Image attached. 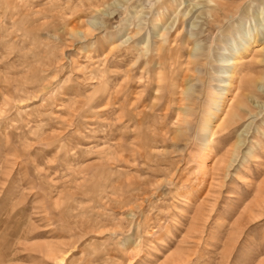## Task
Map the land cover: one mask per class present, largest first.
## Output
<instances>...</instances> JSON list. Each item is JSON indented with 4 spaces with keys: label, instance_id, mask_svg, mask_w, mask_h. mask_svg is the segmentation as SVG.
I'll list each match as a JSON object with an SVG mask.
<instances>
[{
    "label": "rangeland",
    "instance_id": "obj_1",
    "mask_svg": "<svg viewBox=\"0 0 264 264\" xmlns=\"http://www.w3.org/2000/svg\"><path fill=\"white\" fill-rule=\"evenodd\" d=\"M0 264H264V0H0Z\"/></svg>",
    "mask_w": 264,
    "mask_h": 264
},
{
    "label": "bare ground",
    "instance_id": "obj_2",
    "mask_svg": "<svg viewBox=\"0 0 264 264\" xmlns=\"http://www.w3.org/2000/svg\"><path fill=\"white\" fill-rule=\"evenodd\" d=\"M215 5H217V4H219V2L218 1H215V2H213ZM222 3V2H221ZM220 3V4H221ZM142 29V27L141 26H138L137 27V31H136V33H139V31ZM79 32H83L82 30H80ZM154 33V37H156V38H158V42L157 41H155L153 44H151V46L147 49V51H145V54H146V62H151L154 58H157V60H159V62H162V60H164L165 59V57L164 56H166V55H164L165 53H166V51L167 50H169L170 52H172V53H174V51H175V49L171 46V42H170V40L165 36L164 37V33H161L159 30H156V31H154L153 32ZM152 42V41H151ZM232 47V46H231ZM261 47L262 46H260L259 48L261 49ZM259 48H258V51H259ZM132 48L131 47H129V48H124V50L125 51H129V50H131ZM137 48H135V50H136ZM133 50V49H132ZM138 50V49H137ZM146 50V49H145ZM257 50V49H256ZM260 52V51H259ZM138 53V52H137ZM200 55L201 54H199V53H196V52H190L189 54H188V60H187V63H189V64H194L195 62H197V61H199V57H200ZM259 55H262V54H260L259 53ZM174 56L173 55H171L170 56V59H174L173 58ZM169 59V58H168ZM139 60V59H138ZM155 60V59H154ZM220 61L221 62H223V63H226L227 62V60L226 59H220ZM231 64V63H230ZM230 64H224V66H228V65H230ZM164 66V65H163ZM223 66V65H222ZM227 71L226 70H224V69H221V71H220V75H221V73L222 74H225ZM161 77V76H160ZM220 77H228L227 75H225V76H220ZM163 79V78H162ZM164 80V79H163ZM221 82H225V80H220ZM189 89L190 88H187L186 90H184L181 94H184L185 96V99L187 98H189V94H187V93H189L190 91H189ZM234 98V97H233ZM235 99V98H234ZM236 100V99H235ZM182 105V104H181ZM238 105H239V107L241 108V109H243V108H245V106H246V101L244 100V99H242V98H240V99H238ZM233 114H228L227 115V117H225L226 116V114L222 117V120H221V124L219 125H217V130H220V129H222V130H220V131H223V130H226V129H228V128H230L234 123H235V121H234V116H237V115H240L239 114V110H233V112H232ZM212 117H213V113H211V114H209V116H208V118H207V122H206V124H205V127L207 128L208 127V125H209V123L211 122V120H212ZM183 121V120H182ZM212 133H213V131H212ZM62 260V259H61Z\"/></svg>",
    "mask_w": 264,
    "mask_h": 264
}]
</instances>
